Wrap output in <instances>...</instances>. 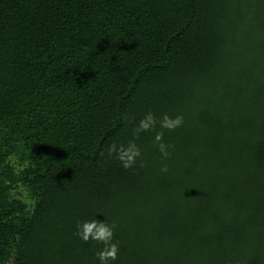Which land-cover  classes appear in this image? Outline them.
Instances as JSON below:
<instances>
[{
	"label": "trees",
	"instance_id": "obj_1",
	"mask_svg": "<svg viewBox=\"0 0 264 264\" xmlns=\"http://www.w3.org/2000/svg\"><path fill=\"white\" fill-rule=\"evenodd\" d=\"M92 219L111 264H264V0H0V264H99Z\"/></svg>",
	"mask_w": 264,
	"mask_h": 264
},
{
	"label": "clouds",
	"instance_id": "obj_2",
	"mask_svg": "<svg viewBox=\"0 0 264 264\" xmlns=\"http://www.w3.org/2000/svg\"><path fill=\"white\" fill-rule=\"evenodd\" d=\"M183 123L184 117L182 115L170 117L164 114L162 117L157 118L149 111L133 127L132 140L127 145L117 144L115 142L109 144L106 149L107 156L114 157L124 169H131L136 166L137 160L141 157L140 147L135 141L140 137L141 133L155 132L153 144L161 156L167 158L169 156L168 149L170 146L164 142V132L174 131L181 127ZM157 126H159V130H157ZM104 154V152L101 153V155ZM167 171V166L161 168V172L166 173ZM76 227L75 235L83 242L88 243L89 241H93L102 245V248L96 253L99 264H111L112 261L117 260L120 252V244L119 241L114 240L115 223L108 224L104 220L92 219L79 222Z\"/></svg>",
	"mask_w": 264,
	"mask_h": 264
},
{
	"label": "rangeland",
	"instance_id": "obj_3",
	"mask_svg": "<svg viewBox=\"0 0 264 264\" xmlns=\"http://www.w3.org/2000/svg\"><path fill=\"white\" fill-rule=\"evenodd\" d=\"M20 156V155H19ZM19 156H16L19 158ZM17 161H20L18 159H13L12 162H15L17 164ZM13 195L18 197L19 199L23 201H29L31 198H29V192L28 189L22 185V184H17L13 189H12ZM13 258L12 257H7L3 260L2 264H12Z\"/></svg>",
	"mask_w": 264,
	"mask_h": 264
}]
</instances>
